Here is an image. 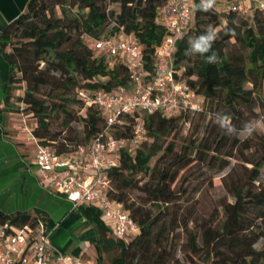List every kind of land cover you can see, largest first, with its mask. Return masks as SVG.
Masks as SVG:
<instances>
[{
	"label": "trees",
	"instance_id": "1",
	"mask_svg": "<svg viewBox=\"0 0 264 264\" xmlns=\"http://www.w3.org/2000/svg\"><path fill=\"white\" fill-rule=\"evenodd\" d=\"M199 3L200 0L193 1L192 19L175 42L173 62L175 68L182 69L195 96L201 99V109L170 116L158 112L147 114L143 123L145 139L133 149H119L116 165L107 172L110 178L107 195L127 212L137 232L125 243L115 242L118 251L110 264H175L165 251L163 240L166 232L176 227L186 233V243L192 252L204 251L202 264H264V183L254 185L264 165V134L257 135L251 145L245 139L226 135L217 125L214 130L212 125L206 131V135H213L210 141L207 137L189 141L194 148L192 156L175 149L172 140L163 146L157 142L160 137H172L179 131L178 119L185 113L226 112L240 129L242 110L253 105L254 96L264 105V7L254 8L245 17L232 11L201 12L194 7ZM55 7L59 14H55ZM220 19L224 20L223 24ZM209 25L220 29L213 44V50L218 53L215 64H208L203 56L188 52L190 38L202 34ZM165 33V27L156 20L153 0H27L25 9L0 28V57L8 67L2 86L3 108L9 105L14 84L23 81L18 100L22 103L20 111L34 118L30 129L33 140L50 145L56 152L85 144L103 129L104 117L96 106L84 107L80 115L71 112L67 103H79L75 90L93 87L109 90L127 81L122 60L95 49L94 39L120 35L135 38L143 66L151 72L155 48ZM83 37L91 40L90 46L83 42ZM230 40L236 44L237 51L225 48ZM54 114L66 130L71 128V122H80L82 133L64 135L55 143L59 131H50L48 120ZM129 125L130 118L125 116L110 132L125 135ZM147 137L151 142L144 145ZM226 145L230 149L238 148L241 160L249 167H244L245 174L237 181L223 182L232 200L220 204L222 218L201 227L200 243L187 227L188 219L179 223L174 216L166 222L158 216L159 210L151 215L148 209L128 199V190L137 188L152 205L162 204L163 209L174 200L177 190L173 187L178 179L184 180L182 174L186 167L193 160L207 163L210 159L217 160L216 156L207 155L208 152H218ZM250 147L254 154L245 157L242 151ZM155 155L154 164L149 166L150 158ZM209 164L221 170L228 163L221 158ZM138 174L147 175L140 185H137ZM76 211L87 223L102 227L94 207L81 204ZM35 218L40 217L19 211L0 212V222L21 224ZM261 238L263 243L256 248L255 243Z\"/></svg>",
	"mask_w": 264,
	"mask_h": 264
},
{
	"label": "built area",
	"instance_id": "2",
	"mask_svg": "<svg viewBox=\"0 0 264 264\" xmlns=\"http://www.w3.org/2000/svg\"><path fill=\"white\" fill-rule=\"evenodd\" d=\"M194 0H155L156 20L165 27L155 48L153 69L147 71L141 60L140 46L129 35L94 39L93 46L108 57L122 60L126 84L104 90L77 88L75 97L83 109L96 106L102 111L104 127L85 144L56 152L48 144L35 141L32 164L40 185L62 195L72 208L83 204L96 208L117 239H129L136 224L121 205L113 201L108 170L116 165L119 149H133L146 136L144 116L158 112L165 116L201 109L199 100L182 69L175 68V42L192 19ZM264 0H216L218 13L236 12L245 17L254 8L262 9ZM130 118L128 133L113 135L110 128ZM33 139V138H32ZM51 228L40 218L17 224L0 222V264H89L72 253L50 243Z\"/></svg>",
	"mask_w": 264,
	"mask_h": 264
},
{
	"label": "rangeland",
	"instance_id": "3",
	"mask_svg": "<svg viewBox=\"0 0 264 264\" xmlns=\"http://www.w3.org/2000/svg\"><path fill=\"white\" fill-rule=\"evenodd\" d=\"M110 6L113 7L112 5ZM54 11L55 14H59V9L57 7L54 8ZM223 22L224 20L220 19V23L223 24ZM82 40L87 46H90L91 40L85 37H83ZM225 48L231 51H237L236 44L231 40L226 44ZM42 66L43 63L40 62L39 67ZM23 88V81L14 84V88L10 91L11 97L8 101L9 105L7 108H3L2 104L1 114H3L2 120H4V128L6 132L9 135L14 133L17 134V137L23 141L25 150L23 158L26 170L32 169L33 174L37 176L36 169L32 164L35 143L30 135V129L34 126L35 121L30 113L20 111L22 103L18 100V97L22 95ZM46 90L47 89L45 88L44 91ZM262 94H264V92H262ZM70 97H72L71 94ZM254 97L253 105L250 108L242 110L243 113L239 123H242L241 125H243L248 121L257 122L259 130L254 133L253 136L247 138L234 134L237 139H245L251 145L254 144L257 135L264 134V105H262L256 96ZM67 108L76 115L83 113L81 106L77 102H68ZM211 109L212 108H210V111ZM48 120L50 123V131H59V134L54 139L55 143H58L60 138L64 135L72 136L80 135L82 133L80 122H71V128L66 130L65 127L58 124V115H51L48 117ZM212 125H214L213 129L215 130L216 124L213 123L211 114L185 113L180 115L178 119L179 131L173 134L172 137H170L171 135L169 137H160L157 139V142L161 143L163 146L168 141L172 140L175 144V149L192 156L194 148L189 141L191 138L195 137V141L206 137L207 140L210 141L213 135H206V131ZM218 129L221 128L218 127ZM65 142L68 143L66 140ZM150 142L151 139L147 137L144 141V145H147ZM252 151L253 147H250L243 150L242 153L245 157H247L250 154H254ZM225 153H230L231 156H225ZM156 155L150 158L148 162L149 166L154 164ZM207 155L217 157V160H214L215 158L209 160V162L212 161L213 164L214 162L217 163L218 159L221 158L226 159L228 164L223 169L217 170L215 164V166L213 164V166H211L209 162H198L197 160H193L182 174L184 180L180 181L181 179H178L173 187L174 190H177V193L174 195V200L164 205L163 209V205L158 202L157 206L152 205L150 201L147 200L146 196L137 188L128 190V199L134 200L135 203H139L144 208L148 209L151 215H155L157 210H159L158 216L164 217L166 222H169V219L171 220L174 216L177 217L179 223H181L183 219H188L187 227L195 234L196 241L200 243L201 227L209 223H214L215 220L222 218L223 215L220 204L232 200L231 196L226 192L223 182L225 181L227 183L237 181L245 174L244 167H249V164L244 163L241 160L239 149H230L228 145L224 146L218 152L209 151ZM229 175L230 178H228ZM136 178L139 179L137 185H140V183L147 178V175L138 174ZM258 182L264 183V165L260 167L259 175L254 182V185ZM186 240L187 235L181 227L174 228L172 232H166V238L163 240L165 251L168 252V255L172 258V260H174L175 264H202L204 251L200 250L196 253L192 252L187 246ZM262 243L263 239L261 238L255 243V247L259 248ZM116 253V249L104 251L102 254V264H108L109 261L116 256Z\"/></svg>",
	"mask_w": 264,
	"mask_h": 264
},
{
	"label": "crops",
	"instance_id": "4",
	"mask_svg": "<svg viewBox=\"0 0 264 264\" xmlns=\"http://www.w3.org/2000/svg\"><path fill=\"white\" fill-rule=\"evenodd\" d=\"M26 2L0 0V28L21 13ZM7 75L8 67L0 57V212L38 215L51 228L49 238L52 245L89 264H102L103 252L111 249L117 252L115 242L125 243L127 239L115 238L99 212L101 228L87 223L62 195L42 187L32 169L26 170L23 141L15 133L9 135L2 120V86Z\"/></svg>",
	"mask_w": 264,
	"mask_h": 264
},
{
	"label": "clouds",
	"instance_id": "5",
	"mask_svg": "<svg viewBox=\"0 0 264 264\" xmlns=\"http://www.w3.org/2000/svg\"><path fill=\"white\" fill-rule=\"evenodd\" d=\"M216 0H200L199 5L194 7L201 12H210L215 6ZM227 28V22H225ZM220 29L209 25L202 34L192 37L189 40V54H199L205 58L208 64H215L218 62V53L213 50V44L218 38ZM213 123L224 130L226 135L238 134L244 137H251L259 130L257 122H245L240 129L232 123V116L226 112H217L212 114Z\"/></svg>",
	"mask_w": 264,
	"mask_h": 264
},
{
	"label": "water",
	"instance_id": "6",
	"mask_svg": "<svg viewBox=\"0 0 264 264\" xmlns=\"http://www.w3.org/2000/svg\"><path fill=\"white\" fill-rule=\"evenodd\" d=\"M49 237H50V235H49Z\"/></svg>",
	"mask_w": 264,
	"mask_h": 264
}]
</instances>
